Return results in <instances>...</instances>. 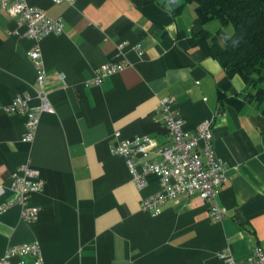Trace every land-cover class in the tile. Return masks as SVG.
<instances>
[{
	"label": "crops",
	"instance_id": "1",
	"mask_svg": "<svg viewBox=\"0 0 264 264\" xmlns=\"http://www.w3.org/2000/svg\"><path fill=\"white\" fill-rule=\"evenodd\" d=\"M27 3L59 20L63 33L40 42L52 112L39 114L34 140L23 142L25 116L5 108L22 96L39 112L42 89L25 29L0 13V205L13 199L23 168L44 182L29 198L40 209L36 221H23L18 206L0 214V258L32 242L41 264H225L222 250L247 264L254 247L264 250V114L245 100L244 82L228 78L212 57L201 36L212 32L195 9L187 4L173 15L163 0ZM106 65L124 68L90 83ZM165 98L185 131L212 122L214 154L228 175L218 196L221 221L195 195L165 201L155 217L141 211V201L159 191L158 178L148 175L137 190L111 153L113 144L139 136L153 149L168 144L157 113Z\"/></svg>",
	"mask_w": 264,
	"mask_h": 264
},
{
	"label": "built area",
	"instance_id": "2",
	"mask_svg": "<svg viewBox=\"0 0 264 264\" xmlns=\"http://www.w3.org/2000/svg\"><path fill=\"white\" fill-rule=\"evenodd\" d=\"M51 1L54 4L72 3V0ZM0 13H6L14 18L16 24L25 29V35L32 42L27 56L36 71L37 83L42 89L39 96L40 111H33L28 105V98L22 96L14 98L5 108L7 112L25 116L22 141L29 143L34 140L39 125V114L52 112L47 95L43 91L46 73L42 66L40 42L48 35L62 34L63 25L42 10L30 6L27 0H0ZM123 68V65L103 66L90 83L98 85L103 78ZM157 113L166 126L168 144L153 149L150 147L149 137L139 136L131 140L118 141L110 147L114 156L124 160L131 182L137 190H142L146 186V177L150 174L159 180V191L141 201V211L155 217L160 214L165 201L195 195L208 206L211 218L221 221L223 212L218 204V196L221 186L228 181V175L224 164L214 154L212 122L200 123L194 133L185 131L182 118L176 113L173 102L168 98L159 101ZM149 155L153 157L147 159ZM22 171L24 177L14 179L11 184L13 199L0 205V214L10 207L18 206L21 219L25 222H34L40 209L30 204L29 198L33 193L43 190L44 182L36 169L25 167ZM2 192L0 185V195ZM24 255L35 257L36 264L42 262L39 244L32 242L11 248L0 258V264H12L10 262L12 256ZM218 256L225 264H236L228 250H222ZM247 264H264V250L258 246L254 247L247 258Z\"/></svg>",
	"mask_w": 264,
	"mask_h": 264
},
{
	"label": "trees",
	"instance_id": "3",
	"mask_svg": "<svg viewBox=\"0 0 264 264\" xmlns=\"http://www.w3.org/2000/svg\"><path fill=\"white\" fill-rule=\"evenodd\" d=\"M177 15L183 6L193 4L202 22L218 21L215 33L201 36L210 42L212 57L228 78L239 77L247 87L245 100L264 114V0H163ZM230 25L227 36L223 28Z\"/></svg>",
	"mask_w": 264,
	"mask_h": 264
},
{
	"label": "rangeland",
	"instance_id": "4",
	"mask_svg": "<svg viewBox=\"0 0 264 264\" xmlns=\"http://www.w3.org/2000/svg\"><path fill=\"white\" fill-rule=\"evenodd\" d=\"M187 7H191V9L194 10L193 4H188ZM219 28H221V27H220V24L218 23V21L212 20V21L208 22L207 29L209 31H211L212 33L217 31ZM223 31L227 36H230L233 32V29L230 25H228V26L223 28Z\"/></svg>",
	"mask_w": 264,
	"mask_h": 264
}]
</instances>
